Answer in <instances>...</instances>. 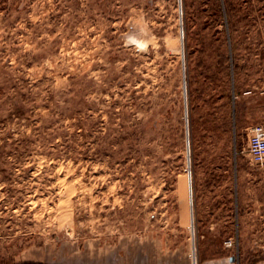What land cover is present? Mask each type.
<instances>
[{"label":"rangeland","instance_id":"rangeland-1","mask_svg":"<svg viewBox=\"0 0 264 264\" xmlns=\"http://www.w3.org/2000/svg\"><path fill=\"white\" fill-rule=\"evenodd\" d=\"M256 125L264 0H0V264H264Z\"/></svg>","mask_w":264,"mask_h":264},{"label":"built area","instance_id":"built-area-1","mask_svg":"<svg viewBox=\"0 0 264 264\" xmlns=\"http://www.w3.org/2000/svg\"><path fill=\"white\" fill-rule=\"evenodd\" d=\"M248 139L249 152L253 162L257 165L264 164V127L262 125H256L250 128ZM226 244L229 247H234L235 242L233 239H230ZM194 255L197 259V255L195 253ZM197 263L198 260H196L195 264Z\"/></svg>","mask_w":264,"mask_h":264},{"label":"bare ground","instance_id":"bare-ground-1","mask_svg":"<svg viewBox=\"0 0 264 264\" xmlns=\"http://www.w3.org/2000/svg\"><path fill=\"white\" fill-rule=\"evenodd\" d=\"M189 205H183L182 206V218L184 221H186L187 224H190L192 229H195V220H194V197H193V188L191 180H189ZM188 206V207H187ZM196 257L194 259V264L196 263ZM198 264V263H197Z\"/></svg>","mask_w":264,"mask_h":264}]
</instances>
